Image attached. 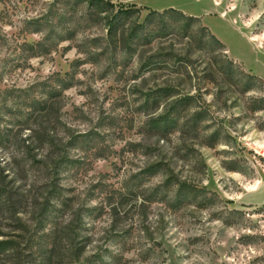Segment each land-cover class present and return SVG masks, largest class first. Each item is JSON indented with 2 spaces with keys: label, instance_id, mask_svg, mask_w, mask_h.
I'll list each match as a JSON object with an SVG mask.
<instances>
[{
  "label": "rangeland",
  "instance_id": "obj_1",
  "mask_svg": "<svg viewBox=\"0 0 264 264\" xmlns=\"http://www.w3.org/2000/svg\"><path fill=\"white\" fill-rule=\"evenodd\" d=\"M0 264H264V0H0Z\"/></svg>",
  "mask_w": 264,
  "mask_h": 264
},
{
  "label": "trees",
  "instance_id": "obj_2",
  "mask_svg": "<svg viewBox=\"0 0 264 264\" xmlns=\"http://www.w3.org/2000/svg\"><path fill=\"white\" fill-rule=\"evenodd\" d=\"M88 4H90V5H100V4H103L104 3V0H85ZM123 6H125V5H123ZM133 9H135V8H126V9H124L123 11V13H125V14H127V13H129L131 10H133ZM191 17V16H190ZM214 37V36H213Z\"/></svg>",
  "mask_w": 264,
  "mask_h": 264
},
{
  "label": "crops",
  "instance_id": "obj_3",
  "mask_svg": "<svg viewBox=\"0 0 264 264\" xmlns=\"http://www.w3.org/2000/svg\"><path fill=\"white\" fill-rule=\"evenodd\" d=\"M249 39H250V37H249ZM252 41V40H251ZM228 49V48H227ZM237 60V59H236ZM238 61V60H237Z\"/></svg>",
  "mask_w": 264,
  "mask_h": 264
}]
</instances>
